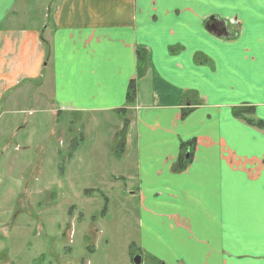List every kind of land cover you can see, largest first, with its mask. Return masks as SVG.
<instances>
[{
    "label": "crops",
    "instance_id": "1",
    "mask_svg": "<svg viewBox=\"0 0 264 264\" xmlns=\"http://www.w3.org/2000/svg\"><path fill=\"white\" fill-rule=\"evenodd\" d=\"M249 106L264 121V0H0V132L121 116L140 247L161 264H264V129L234 115Z\"/></svg>",
    "mask_w": 264,
    "mask_h": 264
},
{
    "label": "rangeland",
    "instance_id": "2",
    "mask_svg": "<svg viewBox=\"0 0 264 264\" xmlns=\"http://www.w3.org/2000/svg\"><path fill=\"white\" fill-rule=\"evenodd\" d=\"M121 121L50 112L0 132V264H161L140 247L138 160L127 144L131 159L120 155Z\"/></svg>",
    "mask_w": 264,
    "mask_h": 264
},
{
    "label": "trees",
    "instance_id": "3",
    "mask_svg": "<svg viewBox=\"0 0 264 264\" xmlns=\"http://www.w3.org/2000/svg\"><path fill=\"white\" fill-rule=\"evenodd\" d=\"M49 49V46H48ZM145 52L144 50L142 51H138V57L140 60H144L145 59ZM137 96V84L135 81L131 82L130 86H129V90H128V103H133L136 99ZM254 108L253 106H249V107H240L234 110V115L236 117H241V118H245L246 120L248 119V116H250L251 113H253ZM127 121V120H126ZM247 122L251 125H255L261 129H264V121L263 120H259V121H253L251 119H248ZM127 125V122L126 124ZM184 160H182V168L184 167Z\"/></svg>",
    "mask_w": 264,
    "mask_h": 264
},
{
    "label": "water",
    "instance_id": "4",
    "mask_svg": "<svg viewBox=\"0 0 264 264\" xmlns=\"http://www.w3.org/2000/svg\"><path fill=\"white\" fill-rule=\"evenodd\" d=\"M134 262H135V264H141V262H142V256L141 255H136L134 257Z\"/></svg>",
    "mask_w": 264,
    "mask_h": 264
}]
</instances>
